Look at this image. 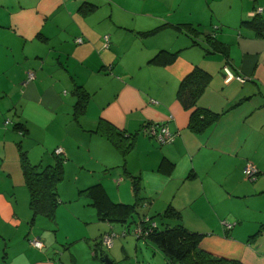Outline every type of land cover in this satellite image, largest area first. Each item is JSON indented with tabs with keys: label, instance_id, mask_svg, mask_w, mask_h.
Masks as SVG:
<instances>
[{
	"label": "crops",
	"instance_id": "1",
	"mask_svg": "<svg viewBox=\"0 0 264 264\" xmlns=\"http://www.w3.org/2000/svg\"><path fill=\"white\" fill-rule=\"evenodd\" d=\"M259 6L264 0H237L213 20L201 0H0V112L13 113L12 128L18 123L27 130L13 128L27 138L20 145L31 164H52L59 147L65 155L55 218L38 215L33 223L56 224L65 214L82 230L96 227L59 237L37 236L31 228L18 235L33 213L17 145L12 140L7 146L8 129L0 127V172H6L0 264H103L99 238L115 223L98 218L90 193L132 205L131 176L139 178L143 215L170 206L180 213L181 219H163L161 228L182 223L202 235L200 248L213 256L264 264V27L244 24ZM185 23L204 34L193 37L176 27ZM207 36L223 43L226 55L207 52ZM160 50L178 56L167 66L149 64ZM224 65L246 82L225 83ZM195 66L212 76L198 106L220 114L200 134L188 128L191 110L177 98L181 80ZM28 71L35 73L32 81ZM80 92L87 97L82 110L76 105ZM100 122L134 137L125 141L132 148L122 153L96 130ZM148 123L166 125L174 140L162 144L146 136ZM247 163L258 170L254 180L243 175ZM32 238L43 248L32 246Z\"/></svg>",
	"mask_w": 264,
	"mask_h": 264
},
{
	"label": "trees",
	"instance_id": "2",
	"mask_svg": "<svg viewBox=\"0 0 264 264\" xmlns=\"http://www.w3.org/2000/svg\"><path fill=\"white\" fill-rule=\"evenodd\" d=\"M260 15L262 14L254 15L251 20L244 22V24H247L254 29L264 27V20L259 17ZM161 27L141 34L152 35ZM176 27L193 37L204 34L203 30L199 28V25L185 23L177 25ZM207 39L212 49L204 48L207 52H219L226 55L223 43L211 41L208 36ZM194 43L197 44L196 41H194ZM177 56L178 52L160 50L149 60V64L167 66L172 64L176 60ZM211 78L212 76L209 72L195 66L181 80L178 86V100L185 109L191 110L188 128L197 134L203 133L218 119L220 115L219 113L213 112L207 108L198 106V101ZM86 98L87 97L83 92L79 93L78 102L76 104L78 109H83ZM13 128L14 130L21 131L23 133L27 132V130L18 123L13 125ZM96 130L101 134H104L112 141L114 140L113 142L124 154L127 153L133 146V143H125L126 140L131 138V136L129 138H124L120 132L106 122H100ZM133 138L134 137H132L131 140ZM17 149L24 181L29 190V206L33 213L31 222H33L35 217L38 215L54 220L55 211L59 204L56 188L57 184L62 180L63 164L65 160L64 156L58 155L54 151V162L52 164L42 166L41 164H31L26 152L21 148L19 143L17 144ZM131 183L132 192L135 197V203L132 205L112 203L103 192L90 193L93 204L97 210L98 218L101 221L127 225L126 227L128 229H123L122 231L126 232V234L129 232V226L132 224H134L135 227L140 226L145 231H149L147 235L145 237H141V239L145 241L149 240L160 249L166 260L164 264H242L237 260H227L215 257L209 252L201 249L199 245L202 235L188 230L182 223L173 226L167 225L161 228V223H163L162 220L165 218L175 217L177 219H181L180 213L171 206L168 207L162 214H157L152 217L143 215L141 213V209L144 207V204L142 203L143 198L141 197L139 178L131 176ZM94 189H98V185L94 186ZM153 223L155 224L154 226H152ZM99 244H101L100 238Z\"/></svg>",
	"mask_w": 264,
	"mask_h": 264
},
{
	"label": "rangeland",
	"instance_id": "3",
	"mask_svg": "<svg viewBox=\"0 0 264 264\" xmlns=\"http://www.w3.org/2000/svg\"><path fill=\"white\" fill-rule=\"evenodd\" d=\"M203 1L205 12H207V18L209 19L210 10L213 11V20L216 19V14L223 13L230 11L231 8L236 7L237 0H201ZM209 2V3H208ZM231 5V7H229ZM209 9H208V8ZM229 7V8H228ZM207 9V10H206ZM211 26V25H210ZM209 24L204 25V28L207 27L210 28ZM10 119L11 123L8 126H5V120ZM16 118L14 117L13 113L10 111L6 112H0V127L1 128H7L8 132L6 134L5 139L8 141L7 146L10 144L12 140H14V145L16 146L17 143L19 144L26 143L27 138L24 136H18V132L14 131L12 128L13 122H15ZM1 130V129H0ZM2 132V130H1ZM1 137V134H0ZM31 138V137H30ZM29 139V138H28ZM23 142V143H22ZM7 148V147H6ZM17 148V146H16ZM2 148L0 145V152ZM46 164V163H45ZM6 172H0V183L2 179H5ZM21 195V191L18 193ZM58 209H61V206L58 207ZM58 213V212H57ZM40 220L35 221L34 223L24 224L21 228V231H19L18 235L21 234V236L24 233H27L28 228H31V230H34L35 234L37 236H41V234L51 235L56 234L58 237L61 234L64 233H71V234H78L80 231H96V227L93 225H89L87 229H80L81 227L77 226L74 222L69 221L66 219V216L64 214V217H56V224L51 223L48 220H41L44 222H39ZM43 223L45 225H43ZM125 226L120 225L118 223L114 224L113 231L116 233H121ZM135 228L134 224L130 225L129 232L125 236H121L119 238H116L113 242L114 248L112 247L111 250H108V248L102 246L100 244V248L98 250V257L101 260L103 264H107V260L111 261V264H163L164 257L162 252L156 248L155 246H147L144 244L143 239H137L136 236H134L131 231ZM15 230V229H14ZM16 233V232H15ZM73 236V235H70ZM121 239L122 242L119 241ZM93 242V241H91ZM116 243L119 245L117 246ZM124 243V249H121L120 245ZM155 249V253H154Z\"/></svg>",
	"mask_w": 264,
	"mask_h": 264
},
{
	"label": "built area",
	"instance_id": "4",
	"mask_svg": "<svg viewBox=\"0 0 264 264\" xmlns=\"http://www.w3.org/2000/svg\"><path fill=\"white\" fill-rule=\"evenodd\" d=\"M259 15V14H264V6H259L256 7L252 12L251 15ZM109 35H104L103 36V47L107 48L109 46ZM76 42L78 43H82L83 39L82 38H77ZM223 73H224V82L225 83H230L232 81H238L240 83H244L246 82V77L240 75V74H236L234 73L230 67L228 65H224L223 66ZM35 78V73L33 71H28L27 72V81H32ZM142 132L150 137L155 139L156 141H158L159 143H171L176 134L171 132L169 130V128L164 125V124H158V123H148L147 125H145L142 128ZM55 153L58 155H64L63 150L59 147L56 148ZM243 175L250 180H254L256 179V176L258 174V170L257 168L252 164V163H247L245 165V167L243 168ZM155 224L153 223L152 226H154ZM227 228H231L232 225L231 224H227L226 225ZM149 231H145L142 227L137 226L135 227L131 233L136 236V238H141V237H145L147 235ZM126 234V232H122V233H116L114 231H109L106 232L104 234H102V236L100 237V243L102 246L104 247H111L113 245V242L116 238H118L119 236H124ZM30 244L38 249L43 248V243L40 239L38 238H32L29 240ZM172 264V263H171Z\"/></svg>",
	"mask_w": 264,
	"mask_h": 264
},
{
	"label": "water",
	"instance_id": "5",
	"mask_svg": "<svg viewBox=\"0 0 264 264\" xmlns=\"http://www.w3.org/2000/svg\"><path fill=\"white\" fill-rule=\"evenodd\" d=\"M106 263H107V264H111V262H110V261H108V260H107V262H106Z\"/></svg>",
	"mask_w": 264,
	"mask_h": 264
}]
</instances>
